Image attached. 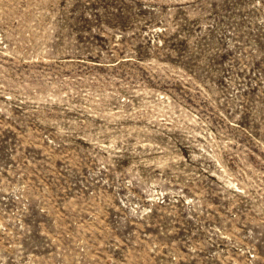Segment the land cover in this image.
<instances>
[{
	"label": "rangeland",
	"instance_id": "374dc122",
	"mask_svg": "<svg viewBox=\"0 0 264 264\" xmlns=\"http://www.w3.org/2000/svg\"><path fill=\"white\" fill-rule=\"evenodd\" d=\"M0 264H264V0H0Z\"/></svg>",
	"mask_w": 264,
	"mask_h": 264
}]
</instances>
